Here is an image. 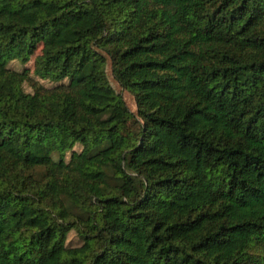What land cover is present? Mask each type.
Instances as JSON below:
<instances>
[{"label": "trees", "instance_id": "obj_1", "mask_svg": "<svg viewBox=\"0 0 264 264\" xmlns=\"http://www.w3.org/2000/svg\"><path fill=\"white\" fill-rule=\"evenodd\" d=\"M0 264H264V0H0Z\"/></svg>", "mask_w": 264, "mask_h": 264}, {"label": "rangeland", "instance_id": "obj_2", "mask_svg": "<svg viewBox=\"0 0 264 264\" xmlns=\"http://www.w3.org/2000/svg\"><path fill=\"white\" fill-rule=\"evenodd\" d=\"M33 61H34V56H32L29 61H27L26 63H23L17 59L15 60H10L7 63V67L16 71H22L24 69H28V71L30 72V75L33 76ZM106 75L107 78L109 80L110 85L113 87V89L115 90L116 93H118L119 95L122 96V98L124 99L127 107L132 111L135 112L136 111V105H135V100H134V96L128 92L126 89L122 88L118 82L113 78L112 74H111V70H110V66L109 63L107 64L106 67ZM36 79L38 80V82L40 84H42L45 87H53L55 85H58L61 82H53V81H49L47 79H40L38 77H36ZM25 90L29 91L30 88L28 85L25 84ZM75 150L79 151L81 149V145L80 144H76L74 147ZM67 245L70 246H76L80 244V240L78 239L76 233L74 231H70L68 233V237L66 240Z\"/></svg>", "mask_w": 264, "mask_h": 264}]
</instances>
